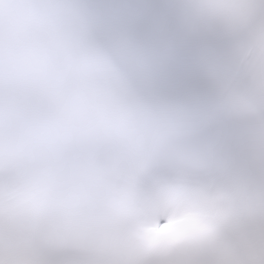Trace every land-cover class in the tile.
I'll use <instances>...</instances> for the list:
<instances>
[{
    "label": "snow or ice",
    "instance_id": "obj_1",
    "mask_svg": "<svg viewBox=\"0 0 264 264\" xmlns=\"http://www.w3.org/2000/svg\"><path fill=\"white\" fill-rule=\"evenodd\" d=\"M41 67L53 115L21 132ZM0 264H264V0H0Z\"/></svg>",
    "mask_w": 264,
    "mask_h": 264
},
{
    "label": "clouds",
    "instance_id": "obj_2",
    "mask_svg": "<svg viewBox=\"0 0 264 264\" xmlns=\"http://www.w3.org/2000/svg\"><path fill=\"white\" fill-rule=\"evenodd\" d=\"M218 72L227 76L229 69L220 68ZM4 75L7 80V68H5ZM49 77L50 73L45 67L21 73L17 89L19 99L17 123L21 132L39 133L51 119L55 106V93L51 88ZM245 102L248 103L247 98ZM261 123L258 101L251 102L250 106L246 107L243 124L255 133L260 129ZM207 136L221 138L220 126H210L207 129ZM189 224L187 217L177 213L165 224L148 226L145 233L150 239L156 241H171L182 235Z\"/></svg>",
    "mask_w": 264,
    "mask_h": 264
}]
</instances>
